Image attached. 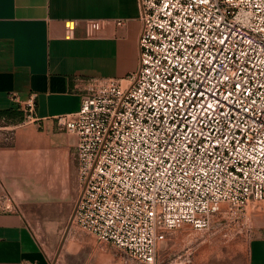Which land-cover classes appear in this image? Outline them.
<instances>
[{"label": "built area", "instance_id": "2783aa9c", "mask_svg": "<svg viewBox=\"0 0 264 264\" xmlns=\"http://www.w3.org/2000/svg\"><path fill=\"white\" fill-rule=\"evenodd\" d=\"M137 3L136 69L80 79L78 109L54 119L74 139L70 222L124 264H157L168 231L264 200V0ZM108 23L84 20L86 36ZM11 98L22 123L37 121L35 94Z\"/></svg>", "mask_w": 264, "mask_h": 264}, {"label": "crops", "instance_id": "0c3cea01", "mask_svg": "<svg viewBox=\"0 0 264 264\" xmlns=\"http://www.w3.org/2000/svg\"><path fill=\"white\" fill-rule=\"evenodd\" d=\"M138 16L137 0H0V111L17 113L0 115V128L15 129L0 146V264H124L118 248L63 224L80 179L74 139L54 118L78 109L80 79H124L136 69ZM89 18L109 23L86 36ZM12 93L35 94L36 122L22 123ZM262 208L253 224L168 231L159 264H264Z\"/></svg>", "mask_w": 264, "mask_h": 264}, {"label": "rangeland", "instance_id": "374dc122", "mask_svg": "<svg viewBox=\"0 0 264 264\" xmlns=\"http://www.w3.org/2000/svg\"><path fill=\"white\" fill-rule=\"evenodd\" d=\"M1 125H2V127L4 126V124H1ZM14 131H15V129L13 127L0 128V146H3L6 144L9 137H11L13 135ZM59 167L60 166L56 165V169H55L58 173H60V171H62V169ZM56 171H55V173H56ZM58 173H56V174H58ZM79 189H80V187H78L77 195L79 193ZM77 195L74 197L73 202L71 203V206L69 205V211H70L71 207L73 210L74 201H75ZM259 204H260V206L263 205L262 210L264 211V200L261 201ZM257 208L258 207L248 206L247 207V213H246L247 215H241L238 219L227 218V217H223V215L215 214L211 218V224H249V223L253 224L256 219H255V215L251 217V214L253 212L258 213L259 210H257ZM72 210H71V213H72ZM63 224H67L68 226L72 225V223L70 222V218L67 221H65ZM74 224L75 223H73V226H76ZM157 264H159V249H157Z\"/></svg>", "mask_w": 264, "mask_h": 264}, {"label": "trees", "instance_id": "16d2710c", "mask_svg": "<svg viewBox=\"0 0 264 264\" xmlns=\"http://www.w3.org/2000/svg\"><path fill=\"white\" fill-rule=\"evenodd\" d=\"M0 115L1 116H5V117H10V116H14V115H17V113L15 112H12L10 110H5V111H0Z\"/></svg>", "mask_w": 264, "mask_h": 264}]
</instances>
